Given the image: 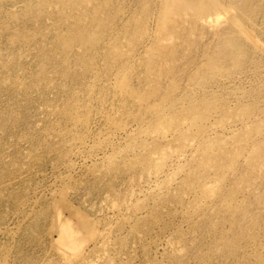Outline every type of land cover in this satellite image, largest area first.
Instances as JSON below:
<instances>
[{"label":"rangeland","instance_id":"1","mask_svg":"<svg viewBox=\"0 0 264 264\" xmlns=\"http://www.w3.org/2000/svg\"><path fill=\"white\" fill-rule=\"evenodd\" d=\"M242 2L0 0V264H238L237 229L264 252Z\"/></svg>","mask_w":264,"mask_h":264},{"label":"bare ground","instance_id":"2","mask_svg":"<svg viewBox=\"0 0 264 264\" xmlns=\"http://www.w3.org/2000/svg\"><path fill=\"white\" fill-rule=\"evenodd\" d=\"M254 1L255 0H246L245 4L242 2L244 4V6H241V8H240V6H238L239 9L238 8L237 9L240 10L238 14H239L241 19L242 18L243 19H250V21L252 23L255 21V18H254L255 17V12L254 11L258 7V4H257L258 2H254ZM206 4H205V6H206ZM207 5H209V4H207ZM203 6H201V7H203ZM187 7H188V5H187ZM205 8H208V7H205ZM209 8H210V6H209ZM203 9H204V7H203ZM253 12H254V15H253ZM241 19L237 18V20H240L239 22L242 24ZM239 22H238V24H239ZM229 45L236 46L237 48H241L242 47L241 42H238V40H231L230 39ZM242 61H240V63H242ZM241 66L243 67V65H241ZM243 220L244 219H241V221L239 223L240 227H242V228L244 227ZM252 225H256V224L253 223ZM236 232H237L236 246L231 251L227 249V251L225 252V257L229 256L230 253H235V258L237 259V263L238 264H250L249 262L252 261V259H255V260L252 261L251 264H264V252H262V250H260L261 244L260 245L258 244L259 241L257 239H253V238H256L257 235L254 233V237L253 238H249V240H248L249 245L252 246V249H251V252H250V251H247L245 249V247L247 246V242H245V240L243 239L244 235L248 233L247 230L240 231V230L237 229ZM61 239L63 240V238H61Z\"/></svg>","mask_w":264,"mask_h":264}]
</instances>
